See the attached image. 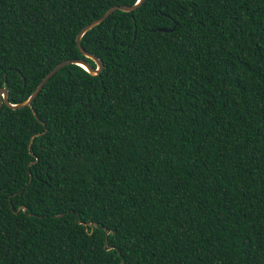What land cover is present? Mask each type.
I'll use <instances>...</instances> for the list:
<instances>
[{
    "label": "trees",
    "instance_id": "1",
    "mask_svg": "<svg viewBox=\"0 0 264 264\" xmlns=\"http://www.w3.org/2000/svg\"><path fill=\"white\" fill-rule=\"evenodd\" d=\"M136 1L0 0L9 101ZM81 46L99 74L2 104L0 264H264V0H144Z\"/></svg>",
    "mask_w": 264,
    "mask_h": 264
},
{
    "label": "water",
    "instance_id": "2",
    "mask_svg": "<svg viewBox=\"0 0 264 264\" xmlns=\"http://www.w3.org/2000/svg\"><path fill=\"white\" fill-rule=\"evenodd\" d=\"M144 0H140V3H137V1L132 4V5H113L111 7H109L105 13L92 20L91 22H89L88 24L84 25L80 31L78 32L77 36H76V43L78 48L80 49L81 53L90 58L92 61H94L95 63V67H91L87 62H85L83 59H66L61 61L60 63H58L57 65H55L43 78L42 80L38 83V85L35 87V89L32 91V93L23 101L18 102V103H11L9 101V93L7 88L5 87H1L0 88V110L2 107V104L7 105L10 108H21V107H25L28 106L30 108H32V102L35 99V97L38 95V93L41 91V89L43 88L44 84L49 80V78H51L58 70H60L62 67L68 65V64H78L80 66H82L85 70H87L89 73H91L92 75H97L101 72L102 68H103V63L102 61L99 59L98 56H96L95 54L86 51L82 46H81V38L83 36V34L85 32H87L88 30H90L91 28H93L94 26L98 25L99 23H101L102 21H104L109 15H111L115 10H122L125 12H129L132 10H135L138 6H140L142 4ZM167 30V29H164ZM33 109V108H32ZM30 147V144H29ZM32 179V175L30 174V179L29 181H31ZM23 209L24 211H26V207L25 206H21L17 209V211ZM106 233H109V230H106ZM106 248L110 249L111 247L107 246V242H106Z\"/></svg>",
    "mask_w": 264,
    "mask_h": 264
},
{
    "label": "snow or ice",
    "instance_id": "3",
    "mask_svg": "<svg viewBox=\"0 0 264 264\" xmlns=\"http://www.w3.org/2000/svg\"><path fill=\"white\" fill-rule=\"evenodd\" d=\"M137 3H140V0H137Z\"/></svg>",
    "mask_w": 264,
    "mask_h": 264
}]
</instances>
